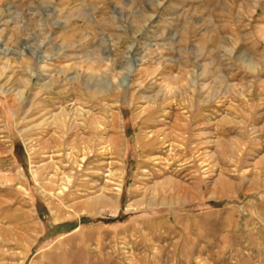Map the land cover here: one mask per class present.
I'll return each mask as SVG.
<instances>
[{"label": "rangeland", "instance_id": "374dc122", "mask_svg": "<svg viewBox=\"0 0 264 264\" xmlns=\"http://www.w3.org/2000/svg\"><path fill=\"white\" fill-rule=\"evenodd\" d=\"M0 264H264V0H0Z\"/></svg>", "mask_w": 264, "mask_h": 264}, {"label": "bare ground", "instance_id": "6f19581e", "mask_svg": "<svg viewBox=\"0 0 264 264\" xmlns=\"http://www.w3.org/2000/svg\"><path fill=\"white\" fill-rule=\"evenodd\" d=\"M123 82H125V80H123Z\"/></svg>", "mask_w": 264, "mask_h": 264}]
</instances>
